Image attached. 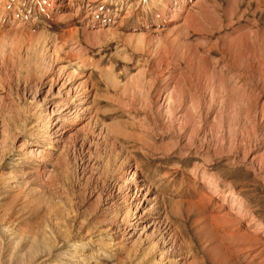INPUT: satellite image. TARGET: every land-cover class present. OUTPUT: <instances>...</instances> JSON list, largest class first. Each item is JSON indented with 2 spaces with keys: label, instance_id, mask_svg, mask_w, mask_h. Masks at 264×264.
<instances>
[{
  "label": "rangeland",
  "instance_id": "1",
  "mask_svg": "<svg viewBox=\"0 0 264 264\" xmlns=\"http://www.w3.org/2000/svg\"><path fill=\"white\" fill-rule=\"evenodd\" d=\"M0 264H264V0H0Z\"/></svg>",
  "mask_w": 264,
  "mask_h": 264
},
{
  "label": "bare ground",
  "instance_id": "2",
  "mask_svg": "<svg viewBox=\"0 0 264 264\" xmlns=\"http://www.w3.org/2000/svg\"><path fill=\"white\" fill-rule=\"evenodd\" d=\"M14 16H15V13H14ZM21 24V23H20ZM19 24V25H20ZM18 25V26H19ZM21 26V25H20ZM19 26V28H21ZM16 27V26H15ZM15 27H13V28H15ZM12 28V27H11ZM10 28V29H11ZM18 28L16 27V30H17ZM17 32V31H16ZM73 33V32H72ZM74 34V33H73ZM72 35V34H71ZM45 45V44H44ZM44 48H45V46H43ZM46 49H48L47 47H46ZM46 52H47V50H46ZM160 52V51H159ZM47 53H45V55H46ZM43 58H44V60H45V58H46V56H44L43 55ZM161 63V62H160ZM82 88H84V87H86V85H82L81 86ZM87 88V87H86ZM168 99L171 101V99H172V97H173V94L171 93V94H169L168 96ZM169 101V102H170ZM169 105H171L170 103H169ZM172 106V105H171ZM173 108V107H172ZM170 109V108H169ZM79 117V116H78ZM179 118V117H178ZM182 120V119H181ZM185 120V119H184ZM104 128V127H103ZM101 130V135H103V137H105L107 140H108V136L110 137V135H109V132H104L102 129H100ZM104 138V139H105ZM110 140V139H109ZM109 142V141H108ZM25 145V144H24ZM114 147V146H113ZM112 148V147H111ZM41 153V150H39L38 151V154H40ZM37 154V156H39ZM119 168V167H118ZM117 168V169H118ZM116 169V170H117ZM136 174V173H135ZM135 174H134V179L136 178L135 177ZM138 179V178H137ZM136 179V180H137ZM139 182V180H137V182L136 183H138ZM130 185V184H129ZM131 186V185H130ZM134 186H136V184H133V187ZM144 186V184H142V185H140V187H138V191L140 192L141 191V189L142 188H144L143 187ZM138 192V193H139ZM235 194V193H234ZM203 201V200H202ZM204 202V201H203ZM244 203V202H243ZM191 204H192V202H191ZM195 204V203H194ZM196 204H198V203H196ZM193 205V204H192ZM189 209V208H188ZM202 217V216H201ZM225 218H226V216H225ZM166 219V221L165 222H163L164 224V228H162L163 230H165V232L166 233H169V234H171V232H172V230H171V225H169V220L167 221V219H169V218H165ZM259 219V218H258ZM209 222L207 223V225H208V227H210L211 228V231L213 232V234H219V233H222L223 231L225 232L226 230L228 231V229H230V222H232V221H229V220H224L223 218H222V216H218V215H213V216H211L209 219ZM240 222V221H239ZM171 223V222H170ZM162 224V223H161ZM227 233V232H226ZM242 235V234H241ZM247 235V234H246ZM228 236H230V235H228ZM243 237H244V235H242ZM177 238V237H176ZM225 241V240H224ZM246 241V240H245ZM248 244V243H247ZM231 246V245H230ZM242 246V245H241ZM227 250V249H226ZM242 252V251H241ZM219 254V253H218ZM164 255V254H163ZM257 255V254H256ZM256 255H254V256H256ZM258 255H260V254H258ZM225 257V256H224ZM227 257V256H226ZM224 260V259H223ZM222 262V261H221ZM224 263V262H223ZM235 263V262H234Z\"/></svg>",
  "mask_w": 264,
  "mask_h": 264
}]
</instances>
